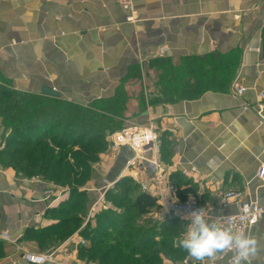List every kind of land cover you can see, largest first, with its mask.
<instances>
[{
	"label": "crops",
	"instance_id": "0c3cea01",
	"mask_svg": "<svg viewBox=\"0 0 264 264\" xmlns=\"http://www.w3.org/2000/svg\"><path fill=\"white\" fill-rule=\"evenodd\" d=\"M132 5L136 21L119 0H0V86L37 97L54 98L46 95L54 90L60 95L55 98L84 106L131 97L135 123L153 120L161 133V159L175 201L195 195L210 217L228 216L238 206L223 202L225 192L242 190L264 207V180L258 177L264 166V0H132ZM236 50L241 63L228 92L155 100L165 95L157 61L180 65L191 57ZM152 68L158 75L149 96L156 102L148 104L147 90L133 92L131 83H141L139 77ZM236 85L247 88L242 97ZM131 155L123 148L119 159L111 160V178L82 188L91 196L88 209L106 183L125 177L140 186L153 183L147 171L125 168ZM55 187L0 163V264H32L27 255L61 246L56 238L52 247L28 239L31 232L59 223L55 210L70 193ZM248 234L262 244L250 264H264V218ZM70 256L45 264H70ZM188 260L197 261L190 254Z\"/></svg>",
	"mask_w": 264,
	"mask_h": 264
},
{
	"label": "trees",
	"instance_id": "16d2710c",
	"mask_svg": "<svg viewBox=\"0 0 264 264\" xmlns=\"http://www.w3.org/2000/svg\"><path fill=\"white\" fill-rule=\"evenodd\" d=\"M262 43L264 56V27ZM240 63L237 50L191 57L180 65L159 60L155 68L165 95L155 100L174 102L208 91L228 92ZM126 99L121 94L84 106L0 86V133L7 135L0 163L24 178L73 187L69 199L55 210L59 223L39 234L31 232L28 239L52 247L53 238L58 244L84 221L91 196L82 188L91 179V165L110 147L109 137L124 128ZM115 185L105 195L111 206L100 210L95 226L89 223L83 233L89 244L79 247L80 258L97 259L100 264H164L167 260L184 264L189 253L178 240L189 223L180 218L155 221L157 199L141 191L132 178Z\"/></svg>",
	"mask_w": 264,
	"mask_h": 264
},
{
	"label": "built area",
	"instance_id": "2783aa9c",
	"mask_svg": "<svg viewBox=\"0 0 264 264\" xmlns=\"http://www.w3.org/2000/svg\"><path fill=\"white\" fill-rule=\"evenodd\" d=\"M121 7L127 12L128 18L131 21H136L132 0H119ZM247 88L236 85V94L242 97ZM260 100L264 102V92L260 95ZM110 148L115 154V160L119 159V155L123 148H128L132 155L125 163V168L135 171H147L151 176L153 183L142 184L143 192L157 199L159 208L153 215L155 221L162 223L170 219L180 218L191 223L190 213L202 209L204 210L207 219L210 223H216L222 227H232L235 230L243 231L248 234L254 229L264 218V207L252 200L247 199V195L242 190H228L223 196V202L228 206L235 203L238 206L236 214L220 217H210L206 209L201 205L200 199L192 195L184 201H175L173 195L175 188L167 178V169L162 162V140L158 126L153 120L146 123H130L122 130L112 134L109 137ZM5 147L4 143L0 142V151ZM258 177L264 180V166L259 170ZM30 180V179H29ZM42 181L40 178H33L30 181ZM116 182L106 183L99 191L102 192L100 197L93 202L90 207V219L95 217L105 203V195ZM52 193L49 191L48 196ZM80 245L86 246L84 240L80 241ZM61 256V250L54 254L46 253L43 256L49 259L45 262H56V258ZM31 262V261H29ZM32 263V262H31ZM251 263V262H250ZM188 264V260L184 262ZM207 264V262H205ZM211 264H235L233 253L219 254Z\"/></svg>",
	"mask_w": 264,
	"mask_h": 264
},
{
	"label": "clouds",
	"instance_id": "9594fccd",
	"mask_svg": "<svg viewBox=\"0 0 264 264\" xmlns=\"http://www.w3.org/2000/svg\"><path fill=\"white\" fill-rule=\"evenodd\" d=\"M191 223L178 240L187 252L201 264H211L219 254L231 252L235 264H250L261 251V241L251 234L210 223L202 209L190 213ZM32 264H45L49 259L43 255H27Z\"/></svg>",
	"mask_w": 264,
	"mask_h": 264
},
{
	"label": "rangeland",
	"instance_id": "374dc122",
	"mask_svg": "<svg viewBox=\"0 0 264 264\" xmlns=\"http://www.w3.org/2000/svg\"><path fill=\"white\" fill-rule=\"evenodd\" d=\"M261 36H262V34H261ZM155 69L152 68L151 71L145 72L144 76H142V77L140 76L139 79L141 80V83L140 82H138V83L137 82H132L131 83L133 92L139 93V90H141V88L147 90L146 94L148 96L146 95V96H144V98L147 99L148 104H150V102H151V98H150L149 94H150V92H153L152 90L154 88H156L155 87V82H156V77H157L158 73L155 72ZM136 72L137 71H133L132 72V77H134V78L137 77L138 78V74H137L138 72L137 73ZM131 99L132 98L129 97V98H127L125 100V103H126V105H125L126 107L125 108H127V111L125 112V115H124V117H125V119L123 121L124 122V127H125V125L127 126L130 123H133V122L135 123V120L137 119L136 118L137 113H135L134 106H133L134 102ZM53 112L55 113V111H53ZM16 113H17V111H14V114H16ZM134 117L136 118L135 120H134ZM2 134H4V133H2ZM2 134H1L0 142H2V141L5 142L4 137H6L7 135H4V137H3ZM4 142H2V143H4ZM102 155H104V156H102ZM102 155L100 156L99 160L96 163H93L91 165V170H92L91 179L89 181H87L85 187L88 184H90V182L95 183V182L98 181L99 184H102L103 179H105V178L109 179L113 175V174L111 175V166H110V164H111V160L113 158H115V154L113 153V151L109 147L107 150H105V152ZM105 155H107V156H105ZM112 168H114V167L112 166ZM109 174H110V176H109ZM112 178H113V180L114 179L118 180L119 176L117 178H116V176H113ZM119 180L117 182H120ZM44 182L45 183H49V182H46V181H44ZM51 184H52V186H55L54 183H51ZM115 184L111 188L116 186ZM55 188H57V190L62 191L63 193H65V192L71 193V191L73 189V187H69V186L66 187V186H62V185H56ZM109 206H111V201H109V199H107V200H105V203L103 204V207L101 208V210L104 209V208H108ZM152 215H154V214H152ZM83 216H85L84 221L81 222L79 224V226H77V228L74 230V232L72 234L66 236V238H64V240H61L60 241L61 242V244H60L61 246L59 248H57L56 250H54L53 252L51 250L50 254H54V252H56L58 250H61V254L65 255V254L68 253V256H70L71 255L70 252H73L74 250H76V247H77L78 249H77V253H76L75 257L72 258L70 256L72 258L71 261H70V264H73V262L75 264H100V260H97V259L95 261L94 260L88 261V259L86 260V258H82V259L80 258V253H79V250H80L79 247L81 246L80 245V241L84 240L87 244H89L88 239H86L84 237L83 233L86 232V230L88 229L89 223H92V225L95 226V217H96L95 216V217H92V219H90L91 214H90V209H88V208H86L85 212L83 213ZM71 230H73V229H71ZM164 264H172V262L170 260H167Z\"/></svg>",
	"mask_w": 264,
	"mask_h": 264
},
{
	"label": "water",
	"instance_id": "95a60500",
	"mask_svg": "<svg viewBox=\"0 0 264 264\" xmlns=\"http://www.w3.org/2000/svg\"><path fill=\"white\" fill-rule=\"evenodd\" d=\"M46 95L53 96V97H59L60 96L57 92H54V90L46 91Z\"/></svg>",
	"mask_w": 264,
	"mask_h": 264
}]
</instances>
